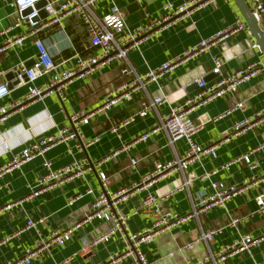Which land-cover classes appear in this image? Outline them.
Here are the masks:
<instances>
[{"label":"crops","instance_id":"0c3cea01","mask_svg":"<svg viewBox=\"0 0 264 264\" xmlns=\"http://www.w3.org/2000/svg\"><path fill=\"white\" fill-rule=\"evenodd\" d=\"M11 1L0 0V46L8 36L28 31L33 23L31 18H27L22 26L5 32L7 26L19 15ZM184 1L101 0L95 10L98 15L103 16L115 2L124 10L127 24L134 26L146 20L162 18L165 5L178 7ZM134 3L138 5L134 6ZM146 13L149 14L148 19H145ZM238 17L243 15L234 0H212L200 10L158 27L147 40L128 51L129 63L138 74H144L149 68L162 65L181 55L187 48L197 46L203 39L234 25ZM39 38L58 52V57L64 59L74 55L75 50L80 51V47H83V51L85 48V53L80 51L83 55H90L96 50L89 45L87 28L81 19L76 16L68 18L63 29L53 25L37 35L27 36L21 44L0 54V83H8L7 74L20 61H25L26 65L34 63L38 54L35 41ZM77 43H80L79 47ZM255 44L258 42L249 27L248 30L229 33L174 70L160 76L146 90L135 93L131 99L99 114L89 124L82 125L83 139L73 138L61 142L19 169L4 175L0 179V240L7 238V241L0 244V264L21 259L25 250L34 247L41 237H47L55 229H65L79 222L81 224L71 241L65 245L52 246L30 264H106L113 255L126 249L127 233L150 228L152 220L149 217L134 213L141 208L146 192L159 198L173 192L172 196L161 199V205L183 215L192 212L201 197L213 191V181L218 180L237 186L247 180L255 182L245 191L227 199L224 205L214 206L198 217L156 234L150 241L142 244L143 252L156 264H190L211 253H217L220 248L231 245L239 236L249 233L261 238L260 245L250 253L240 252L229 256L225 264H255L262 261L264 211L259 212V207L264 201V122H256L251 128L233 134L239 121L264 109V53ZM65 51L71 53L64 56ZM213 56L224 59L223 70L226 74L250 62H258L263 70L251 81L241 85L235 95L218 97L191 113L193 120L199 125L194 136L197 144L206 146L224 139L215 156L205 155L184 171L176 169L152 183L143 184V177L154 169L157 162L184 157L188 143L185 138L171 143L163 129H159L146 141L135 139L158 126L172 106L181 105L194 94L198 90V85L195 84L197 79L204 77L207 81H212L217 77L213 73ZM71 64L64 63L60 68H69ZM121 66L120 63H111L99 67L88 76L70 82L65 89L64 99L57 93H50L41 99L26 101L0 120V165L7 163L12 154L28 142L69 126L71 113L96 108L110 91L132 79L133 75L122 74ZM48 78L40 77L36 84L41 85ZM25 82L26 80L21 81L10 88V94L0 100V106L23 99L28 90ZM158 95L165 96L167 101L141 116L143 102H149L148 97L155 98ZM239 100L245 101V108L226 114L231 105ZM120 123L122 125L117 132L111 131L113 125ZM93 139H96L95 142L86 145ZM115 152L116 155H112ZM245 153H250V163L237 162L215 175L203 177ZM107 156H110L107 161L98 164V161ZM79 158L87 159L94 166L82 177L74 178L39 196L29 197L46 172L43 166L45 160L51 161L54 167H61ZM132 159L137 160L136 164H131ZM101 172L107 175V188L110 191L136 187L118 206L122 214L129 215L126 230H117L109 242L98 244L90 252L83 254L81 249L86 240L91 241L114 226L112 220L83 221L91 210L94 199L103 190L99 178ZM187 175L193 176V182L182 188ZM72 197L76 199L69 203ZM41 216L46 220L39 225V230L25 228L28 219ZM234 217L241 218L239 223L231 224ZM217 227H222V231L215 235L213 241H199L192 249L185 247L187 243L200 237L202 232ZM112 264L135 263L126 259Z\"/></svg>","mask_w":264,"mask_h":264},{"label":"built area","instance_id":"2783aa9c","mask_svg":"<svg viewBox=\"0 0 264 264\" xmlns=\"http://www.w3.org/2000/svg\"><path fill=\"white\" fill-rule=\"evenodd\" d=\"M40 0H12L11 4L18 10L19 15L15 21L7 26L5 32L12 31L22 26L27 18L37 14L35 10L30 16H21V11L32 7ZM101 0H47L44 6L47 12V17L40 21L33 22L31 27L23 34L8 36L5 43L0 46V54L6 52L9 48L16 44H21L27 36L37 35L39 32L48 29L53 25H58L63 29L64 22L71 17H79L85 27L90 38L89 45L96 50L90 55H83L80 51L74 52L69 59L58 57V52L45 43L42 39H36L38 54L34 63L30 66L26 65L25 61H20L15 65L14 71L18 72L17 78L24 81L22 75H26L28 90L23 97L18 101H13L0 106V120L5 119L18 106L26 101L41 99L50 93H57L64 99L66 87L76 78L86 77L97 68L107 66L111 63H120L121 72L124 75H133V78L124 84L110 91L105 100L96 108L91 110L75 111L69 115L70 125L59 128L57 132L41 136L28 142L25 146L12 154L7 163L0 165V179L19 169L22 165L33 160L35 157L43 155L47 150L55 145L73 138H84L82 125L89 124L99 114L112 109L115 105L122 103L125 100L131 99L135 93L146 90L147 86L152 82H157L158 78L165 73L174 70L178 65L190 59V57L199 54L201 51L210 47L216 40L227 36L229 33L239 30H248V24L243 17H238L234 25L225 27L215 33L212 37L203 39L197 46L187 48L181 55L173 57L160 66L149 68L144 74H138L131 66L128 59V51L138 46L143 41L147 40L150 35L158 27L169 24L176 19H180L193 11H197L211 3L212 0H185L180 6L173 7L171 4L164 6V15L160 19L154 21L146 20L137 25L130 26L125 20L124 10L115 2L112 3L110 11L100 16L97 14L95 7ZM141 2L142 0H135ZM251 13L256 18L260 29L264 35V0H246ZM149 14L146 13L148 19ZM68 39V38H67ZM254 46L260 47L259 44ZM87 48V46H86ZM60 59V62H58ZM62 60V61H61ZM214 64L213 73L217 77L212 81H207L204 77L197 79L198 90L185 99L181 105L172 106L169 113L162 119L161 123L151 128L135 141H146L151 135L155 134L159 129L166 131L169 141L173 143L177 139L185 138L188 143V148L184 157L167 162H157L154 169L143 177L142 183H152V181L166 175V173L181 169L182 171L199 160L205 155L215 156L218 147L224 142V139L211 143L206 146L197 144L194 140L196 132L199 130V125L193 120L191 113L218 97L225 95H235L241 85L251 81L262 70V66L258 62H250L243 67L231 73H224V59L220 56H213ZM71 62L69 68L62 69L61 65ZM43 76H48V80L37 85L36 81ZM11 89L7 82L0 83V100L7 97ZM149 98V102H143V109L140 112L141 116H145L151 108H157L167 101L163 95H158L155 98ZM245 108V101H236L226 111V114ZM224 114V115H226ZM132 120V119H131ZM256 122H264V109L259 110L252 116L239 121L234 128L233 134L245 131ZM122 123L113 125L111 131L117 132ZM96 139L90 140L86 145L95 142ZM112 155H116L112 153ZM110 156H107L98 164L107 161ZM250 153L237 156L232 160L220 165L217 169L204 175V178L217 174L219 171L228 169L232 164L237 162L250 163ZM131 164H136L137 160L132 159ZM43 166L46 170L45 174L39 179L36 189H33L29 197H36L54 188L60 187L68 181L82 177L94 165L87 159H74L68 164L61 167H54L52 162L45 160ZM103 190L94 199L91 210L85 216L83 221L91 219L112 220L114 226L108 231L98 235L93 240H86L81 253H88L91 249L101 243H106L111 240L117 230H126L128 214H122L119 211V203L125 201L132 192L133 188H123L116 191H110L107 188V175L105 172L99 173ZM193 176L187 175L182 188L190 185L193 182ZM255 181H244L243 184L227 185L223 181H213V191L201 197L198 205L194 210L187 214H178L168 209L163 208L161 199L168 198L173 195V192L167 193L162 197H157L151 192H146L141 208L135 210L134 213H140L152 220L149 229L145 231L127 233L126 249L113 255L106 264H112L118 261L131 259L135 264H156L147 257L141 246L143 243L150 241L156 234L168 230L176 225L183 224L194 217H198L200 213L217 206L224 205L225 201L239 192L245 191ZM180 188V190L182 189ZM76 197L69 199V203H73ZM264 211V201L261 202L259 212ZM45 217H37L28 219L25 225L26 229H36L45 222ZM241 218H232L231 224H237ZM80 222L69 226L65 229H55L47 237H41L34 247L25 250L23 257L9 264H30L34 258L38 257L45 251L49 250L54 245H65L72 240L75 231L79 228ZM222 231V227L210 229L202 232L201 236L187 243L186 248L192 249L199 241L209 243L213 241L216 234ZM7 238L0 240V244L5 243ZM261 238L255 237L249 233L239 236L231 245L220 248L217 253H211L203 259H199L190 264H225L226 259L240 252L250 253L253 248L259 246ZM255 264H264V259Z\"/></svg>","mask_w":264,"mask_h":264},{"label":"water","instance_id":"95a60500","mask_svg":"<svg viewBox=\"0 0 264 264\" xmlns=\"http://www.w3.org/2000/svg\"><path fill=\"white\" fill-rule=\"evenodd\" d=\"M235 3L237 4L241 14L243 15V18L248 24L249 30L252 33V35L256 38L261 50L264 53V35L262 30L260 29L258 22L254 15L251 13V10L249 8V5L247 4L246 0H234ZM47 4V0H40L36 2L32 7L26 8L21 11L24 17L30 16L35 10H37V14L32 16L31 19L33 22L40 21L41 19L47 17V12L44 9V6ZM137 3H134V6H137ZM33 64V63H32ZM30 64V65H32ZM28 64V66H30ZM18 72L11 70L7 74V80H8V85L10 88H12L14 85L18 84L21 82L20 79L17 78ZM23 80H27L26 75H22ZM14 81H11L13 80ZM197 85V83H195Z\"/></svg>","mask_w":264,"mask_h":264},{"label":"trees","instance_id":"16d2710c","mask_svg":"<svg viewBox=\"0 0 264 264\" xmlns=\"http://www.w3.org/2000/svg\"><path fill=\"white\" fill-rule=\"evenodd\" d=\"M78 44V47L80 46L79 44L80 43H77ZM82 53H85V48H84V51H83V47H80V48H78ZM71 53V52H70ZM70 53H68V51H65V54H64V56H68ZM115 124H117V123H115Z\"/></svg>","mask_w":264,"mask_h":264}]
</instances>
